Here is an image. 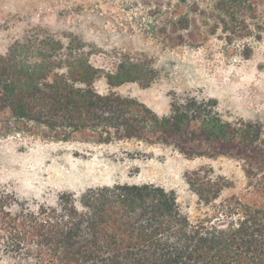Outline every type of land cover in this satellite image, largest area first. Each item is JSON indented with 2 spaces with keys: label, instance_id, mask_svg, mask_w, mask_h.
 <instances>
[{
  "label": "trees",
  "instance_id": "trees-1",
  "mask_svg": "<svg viewBox=\"0 0 264 264\" xmlns=\"http://www.w3.org/2000/svg\"><path fill=\"white\" fill-rule=\"evenodd\" d=\"M210 1L206 7L194 2L191 10L206 24L214 21L212 33L221 27L240 35L245 15L257 14L258 0ZM180 22L189 28L187 16ZM100 73L83 49L38 27L0 55V112L16 128L55 140L90 133L99 143L137 140L172 145L189 158H236L243 161L250 199L227 198L223 210L231 220L222 226L218 218L191 221L176 192L154 183L97 186L34 207L0 186V252L30 264H264L261 130L223 120L215 99L176 101L169 115L160 116L137 98L99 93L93 85ZM146 77L144 65L131 59L106 74L111 88L147 85ZM201 171L187 180L209 203L227 185Z\"/></svg>",
  "mask_w": 264,
  "mask_h": 264
},
{
  "label": "rangeland",
  "instance_id": "rangeland-1",
  "mask_svg": "<svg viewBox=\"0 0 264 264\" xmlns=\"http://www.w3.org/2000/svg\"><path fill=\"white\" fill-rule=\"evenodd\" d=\"M194 2L210 0H0V55L16 40L44 28L64 45L83 49L101 69L94 88L139 99L160 116L176 101H217L225 121L252 123L264 139V1L257 14L245 15L246 30L232 35L210 31ZM190 20L183 28V17ZM254 16V17H253ZM74 40L71 42V40ZM141 62L145 82L111 88L106 74L120 61ZM89 136V138H88ZM94 134L55 140L36 129H18L0 112V186L34 207L55 205L62 193L80 195L89 188L115 183H154L174 190L182 211L193 222L212 219L227 225L226 199L247 195L243 161L229 156L189 158L168 144L137 140L99 143ZM222 178L220 196L200 200L188 183L197 170ZM0 264H30L24 256L0 252Z\"/></svg>",
  "mask_w": 264,
  "mask_h": 264
},
{
  "label": "crops",
  "instance_id": "crops-1",
  "mask_svg": "<svg viewBox=\"0 0 264 264\" xmlns=\"http://www.w3.org/2000/svg\"><path fill=\"white\" fill-rule=\"evenodd\" d=\"M149 106V105H148ZM154 110V109H153ZM155 111V110H154Z\"/></svg>",
  "mask_w": 264,
  "mask_h": 264
}]
</instances>
